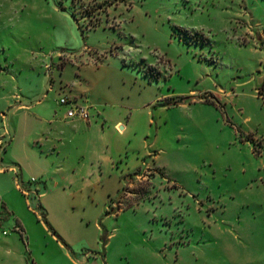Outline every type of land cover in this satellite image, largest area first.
Wrapping results in <instances>:
<instances>
[{
    "label": "rangeland",
    "instance_id": "rangeland-1",
    "mask_svg": "<svg viewBox=\"0 0 264 264\" xmlns=\"http://www.w3.org/2000/svg\"><path fill=\"white\" fill-rule=\"evenodd\" d=\"M80 78L98 133L38 123ZM18 164L79 262L264 264V0H0V223L64 264Z\"/></svg>",
    "mask_w": 264,
    "mask_h": 264
},
{
    "label": "crops",
    "instance_id": "crops-1",
    "mask_svg": "<svg viewBox=\"0 0 264 264\" xmlns=\"http://www.w3.org/2000/svg\"><path fill=\"white\" fill-rule=\"evenodd\" d=\"M68 63V62H67ZM67 63L63 66V69L67 65ZM81 68V67H80ZM99 68V66H98ZM61 82L63 80L60 79ZM51 85L54 83L53 77H51ZM59 85V95H69L71 97H76L79 99L80 102H83L87 105H90V118L88 120H82V119H67L65 117L66 107L60 106L57 104V100L55 101L52 111L49 110L48 105L46 103L40 102V99H37V111L40 113L39 117H36V121L38 123H45L46 124H54L56 126V123L58 124L57 127L59 128L60 125L63 126H69L71 129H74L75 131L79 130H87L90 134L98 133L97 126L100 122L99 120L101 117H106L105 115V107L109 105H115L116 102L112 100L113 96L109 95L108 93L102 94L100 90H97L94 83L91 81H88L83 78V80L80 78L79 80L73 82L70 86L68 84L65 85ZM104 92V91H103ZM18 110H29L30 107H24L25 109H22V107H17ZM122 121H118L115 126L121 131L123 129V125H121ZM103 125V123H102ZM101 137L104 138V136L101 134ZM100 137V138H101ZM46 140V139H45ZM33 140L32 142H34ZM38 143L41 142L37 138ZM52 149H55L53 147ZM5 151V150H4ZM2 170V169H1ZM0 170V172H2ZM12 171L15 172V183L19 190L20 185L19 181L24 184H26L27 189H37L38 193V203L41 205L43 211L47 213V217L50 218V207L47 204V197L50 193V190L48 189V186L45 184L39 185L41 183H37V179L35 176H31L30 179L34 178V182H30L29 179L28 182L25 181L23 177V171L21 164H18L17 168H12ZM7 171V170H5ZM58 185V184H57ZM89 187V185H88ZM21 192L24 194V192L21 190ZM30 193V192H29ZM31 194V193H30ZM34 195V194H33ZM25 196V195H24ZM28 201V199H26ZM39 219H41L40 214L36 212ZM2 224L0 223V264H58V256H51L49 253L46 254L43 260H38L37 256L34 254V246L33 244H29L28 240L25 239V230L22 226L19 224H16L13 226V231H15L17 234L13 235L11 234L7 229H3ZM55 229L62 235L61 229L58 228L56 225ZM49 232V230H48ZM50 233V232H49ZM51 234V233H50ZM52 240H54L60 249V252H62L64 259V264L66 262L68 264H91L89 262L90 255L89 253H85L81 257V262H79L76 259H73L67 248L64 246V244L59 241L53 234H51ZM61 259V258H60ZM62 259L59 261V264L61 263ZM52 262V263H51Z\"/></svg>",
    "mask_w": 264,
    "mask_h": 264
},
{
    "label": "built area",
    "instance_id": "built-area-1",
    "mask_svg": "<svg viewBox=\"0 0 264 264\" xmlns=\"http://www.w3.org/2000/svg\"><path fill=\"white\" fill-rule=\"evenodd\" d=\"M57 104L60 106L66 107L65 117L67 119H82L88 120L90 118V105H87L83 102H80L78 98L71 97L69 95L63 94L60 95L57 99ZM31 182H34V178L30 179ZM25 193H31L36 195L38 193L37 189H27L23 190Z\"/></svg>",
    "mask_w": 264,
    "mask_h": 264
},
{
    "label": "trees",
    "instance_id": "trees-1",
    "mask_svg": "<svg viewBox=\"0 0 264 264\" xmlns=\"http://www.w3.org/2000/svg\"><path fill=\"white\" fill-rule=\"evenodd\" d=\"M40 212V216H41V220H45L46 221V225L48 227V230L59 240L61 241L65 246H66V243L64 241V239L58 234V232L52 227V225L47 222V219H46V213L45 211L43 210H39Z\"/></svg>",
    "mask_w": 264,
    "mask_h": 264
}]
</instances>
